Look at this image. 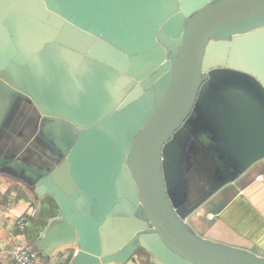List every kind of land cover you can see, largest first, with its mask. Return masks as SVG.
Returning a JSON list of instances; mask_svg holds the SVG:
<instances>
[{"label":"water","instance_id":"95a60500","mask_svg":"<svg viewBox=\"0 0 264 264\" xmlns=\"http://www.w3.org/2000/svg\"><path fill=\"white\" fill-rule=\"evenodd\" d=\"M226 75L253 92H217L228 172L189 119ZM20 99L55 156L37 166L8 152L0 166L54 201L40 238L73 244L68 264L136 262L139 250L148 264H264L186 222L264 156V0H0V112Z\"/></svg>","mask_w":264,"mask_h":264},{"label":"crops","instance_id":"0c3cea01","mask_svg":"<svg viewBox=\"0 0 264 264\" xmlns=\"http://www.w3.org/2000/svg\"><path fill=\"white\" fill-rule=\"evenodd\" d=\"M230 78L216 77L209 82L197 97L189 117L204 151L225 172L238 167L227 153L222 152L217 140L214 128L218 118L215 109L219 100L217 92L236 89L253 94L243 83ZM5 111L0 112V117H8L9 121L5 126L0 124V160L2 155L12 152L19 157L27 156L37 166H49L55 156L51 148L53 135L42 127V117L37 109L20 99L17 106ZM56 210L50 197H36L29 178L0 166V264H15L9 251L17 241L27 242L38 252L35 264H68L73 255V244L40 238L48 218ZM23 215L27 216L26 222L19 228L16 220ZM186 222L200 237L264 258V156L233 181L212 192L191 211ZM136 258V262L125 264H148L138 259L141 257Z\"/></svg>","mask_w":264,"mask_h":264},{"label":"built area","instance_id":"2783aa9c","mask_svg":"<svg viewBox=\"0 0 264 264\" xmlns=\"http://www.w3.org/2000/svg\"><path fill=\"white\" fill-rule=\"evenodd\" d=\"M32 211L36 212V209L33 208ZM26 217L27 216L23 215L17 218V227L22 228L25 225ZM9 255L15 264H35L38 258V252L30 244L24 241L15 242L9 251Z\"/></svg>","mask_w":264,"mask_h":264},{"label":"rangeland","instance_id":"374dc122","mask_svg":"<svg viewBox=\"0 0 264 264\" xmlns=\"http://www.w3.org/2000/svg\"><path fill=\"white\" fill-rule=\"evenodd\" d=\"M230 76H231V75H230ZM226 77L230 78L229 75H228V76L226 75ZM230 79H232V80L237 79V80H239L241 83H243V82L246 83V80H247V79L245 80L243 77H242V78H235V77H233V76H231ZM244 83H243V84H244ZM138 257H142V259H141L142 261L139 259L141 262H146L145 257H144V252H143V250H139V251H138ZM143 257H144V258H143ZM145 264H146V263H145Z\"/></svg>","mask_w":264,"mask_h":264}]
</instances>
